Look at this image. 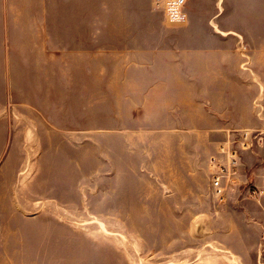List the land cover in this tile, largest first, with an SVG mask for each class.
Masks as SVG:
<instances>
[{"label": "rangeland", "instance_id": "obj_1", "mask_svg": "<svg viewBox=\"0 0 264 264\" xmlns=\"http://www.w3.org/2000/svg\"><path fill=\"white\" fill-rule=\"evenodd\" d=\"M187 12L0 0V264H264V0Z\"/></svg>", "mask_w": 264, "mask_h": 264}, {"label": "built area", "instance_id": "obj_2", "mask_svg": "<svg viewBox=\"0 0 264 264\" xmlns=\"http://www.w3.org/2000/svg\"><path fill=\"white\" fill-rule=\"evenodd\" d=\"M153 3L157 8L161 9L164 23L168 27H183L187 24L188 0H153ZM257 149L264 150V128L244 130L240 133L239 139H233L232 142L229 140L226 147L222 146V151L229 154L231 162L229 168L225 165L217 167V164H215L218 171L213 176V188L220 201L225 200V192L229 182H232V184L237 183V179L234 177L235 155L239 151L255 152ZM223 181L228 184H224L225 182ZM249 193L251 196H257L258 190L250 188Z\"/></svg>", "mask_w": 264, "mask_h": 264}, {"label": "crops", "instance_id": "obj_3", "mask_svg": "<svg viewBox=\"0 0 264 264\" xmlns=\"http://www.w3.org/2000/svg\"><path fill=\"white\" fill-rule=\"evenodd\" d=\"M192 24L193 25V23H194V21L193 20H191L190 19V16H188V21H187V25H189V24ZM186 25V26H187ZM234 53H236V51L234 52ZM253 58L254 57H252L251 58V60H253ZM263 60V58H261V61ZM257 128V127H256ZM256 128H254V129H256ZM259 128V127H258ZM260 128H264V126L263 127H260ZM252 129V128H251ZM250 128L249 129H244V130H251ZM223 146V145H222ZM225 147H226V144L224 145ZM221 152H223L222 154H225V155H227V162H229L228 163V168L230 167V162H231V158H230V156H229V154H227V153H225L224 151H222V148H221ZM245 152H249V153H252V154H257V152L255 151V152H251V151H239L236 155H235V158H236V163H235V168H234V177L237 179V183L235 184L236 186H241V183H245L246 184V182L248 183V181H251L252 179H251V177L250 176H248V173H247V171L246 170H244L243 169V167H242V165L241 164H243L242 163V156L244 155V153ZM263 161V160H262ZM263 164H264V162H263ZM226 166V165H225ZM244 170V171H243ZM244 173H246V177L244 176V178H243V174Z\"/></svg>", "mask_w": 264, "mask_h": 264}, {"label": "bare ground", "instance_id": "obj_4", "mask_svg": "<svg viewBox=\"0 0 264 264\" xmlns=\"http://www.w3.org/2000/svg\"><path fill=\"white\" fill-rule=\"evenodd\" d=\"M188 16H189V13L187 12Z\"/></svg>", "mask_w": 264, "mask_h": 264}]
</instances>
